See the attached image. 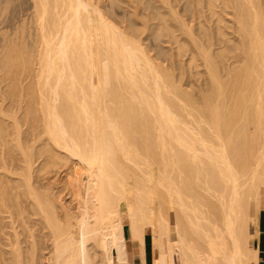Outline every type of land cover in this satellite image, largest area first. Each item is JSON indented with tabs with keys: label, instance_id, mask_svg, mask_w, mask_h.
Listing matches in <instances>:
<instances>
[{
	"label": "bare ground",
	"instance_id": "6f19581e",
	"mask_svg": "<svg viewBox=\"0 0 264 264\" xmlns=\"http://www.w3.org/2000/svg\"><path fill=\"white\" fill-rule=\"evenodd\" d=\"M32 2L33 30L25 21L3 38L0 96L26 101L28 136L46 144L22 149L0 102V264H112L114 249L121 262L127 231L151 240L154 264H257L264 0H173L170 20L155 11L187 56V86L100 0ZM67 161L65 179L41 177Z\"/></svg>",
	"mask_w": 264,
	"mask_h": 264
},
{
	"label": "rangeland",
	"instance_id": "374dc122",
	"mask_svg": "<svg viewBox=\"0 0 264 264\" xmlns=\"http://www.w3.org/2000/svg\"><path fill=\"white\" fill-rule=\"evenodd\" d=\"M173 0H100V5L104 8L109 18L121 26L122 28L130 30L135 28V34L139 36L144 47L156 62L162 65H168V69L175 72L180 78V82L187 86L189 82V71L187 68V56H175V44H172L166 29H160L162 19L155 15V11L161 12L168 20H170L169 4ZM33 12L32 0H0V78L5 73V68L1 66V52L3 49V38L15 35L21 28L23 22L26 21V33L33 30V24L30 22ZM173 61V63H172ZM177 63L179 68L174 69V64ZM4 92V82H0V93ZM6 91V90H5ZM6 95V92H5ZM0 96V102L2 101ZM10 99L8 96L2 103L3 107H9ZM22 102V103H21ZM19 101L18 104L10 106L15 118L21 125V146L22 149H42L45 147L46 140L39 135H29V121H24V105L26 101ZM14 104V103H13ZM6 105V106H5ZM10 108V107H9ZM14 109V111H13ZM7 110V108H5ZM8 111V110H7ZM12 115V116H13ZM8 121H10L8 119ZM11 122V121H10ZM26 122V123H25ZM16 140L11 144L16 148ZM3 149H7L4 145ZM38 154H36L37 156ZM36 165H41L43 156L35 157ZM43 161V160H42ZM71 161H67L63 165L60 164L58 168L49 167L41 172V177L47 180L49 177H57L60 175L65 179L64 167L69 166ZM72 164V163H71ZM65 170V171H63ZM57 172V174L55 173ZM56 175V176H55ZM11 176H16L12 174ZM14 179L17 177H13ZM134 182H128V190L131 197L134 193ZM123 209V216L126 221V229H128V217L126 214L127 201L121 202ZM127 233V232H126Z\"/></svg>",
	"mask_w": 264,
	"mask_h": 264
},
{
	"label": "crops",
	"instance_id": "0c3cea01",
	"mask_svg": "<svg viewBox=\"0 0 264 264\" xmlns=\"http://www.w3.org/2000/svg\"><path fill=\"white\" fill-rule=\"evenodd\" d=\"M121 210L122 205H120ZM254 237L252 239V246L258 251L257 264H264V207L259 210L258 217L253 223ZM256 236V237H255ZM145 246V247H143ZM143 249L144 253L141 248ZM154 250L151 240L148 238L144 244L141 246L135 243L134 240L129 238V233L127 231V241H126V261L120 262L117 256L116 249L113 250L112 264H154ZM142 251V252H141ZM144 254V255H143ZM125 261V262H124ZM101 264H109L103 262Z\"/></svg>",
	"mask_w": 264,
	"mask_h": 264
},
{
	"label": "trees",
	"instance_id": "16d2710c",
	"mask_svg": "<svg viewBox=\"0 0 264 264\" xmlns=\"http://www.w3.org/2000/svg\"><path fill=\"white\" fill-rule=\"evenodd\" d=\"M124 212V211H123Z\"/></svg>",
	"mask_w": 264,
	"mask_h": 264
}]
</instances>
